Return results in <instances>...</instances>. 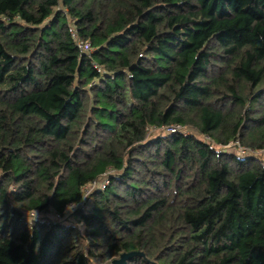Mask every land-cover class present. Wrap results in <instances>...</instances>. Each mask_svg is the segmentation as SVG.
Listing matches in <instances>:
<instances>
[{"label": "trees", "instance_id": "1", "mask_svg": "<svg viewBox=\"0 0 264 264\" xmlns=\"http://www.w3.org/2000/svg\"><path fill=\"white\" fill-rule=\"evenodd\" d=\"M257 150L264 0H0V264H264Z\"/></svg>", "mask_w": 264, "mask_h": 264}, {"label": "built area", "instance_id": "2", "mask_svg": "<svg viewBox=\"0 0 264 264\" xmlns=\"http://www.w3.org/2000/svg\"><path fill=\"white\" fill-rule=\"evenodd\" d=\"M68 33L71 36L75 46L78 48V50L80 51V53L83 54H90L93 51V48L91 46V44L86 41L83 40L77 33V30L75 28L74 25H69L68 28ZM97 71L100 72V69L98 67H96ZM164 132L165 133H176V132H184V133H188L187 130L182 129V127L178 124H172L168 127L164 128ZM205 140H209V138L207 136L204 137ZM225 147H234L235 149L237 148V155L239 156H246L248 155L251 151L243 148L242 146L239 145L238 141H230L227 145L224 146ZM110 172V170H109ZM107 173L103 174L101 176V178H99L96 181L91 182L89 185L84 187V198H86L89 194L90 191H92L96 186L102 187L107 183ZM80 206H82V203L80 204ZM70 208V207H69Z\"/></svg>", "mask_w": 264, "mask_h": 264}, {"label": "rangeland", "instance_id": "3", "mask_svg": "<svg viewBox=\"0 0 264 264\" xmlns=\"http://www.w3.org/2000/svg\"><path fill=\"white\" fill-rule=\"evenodd\" d=\"M190 132V130L188 131ZM225 150L226 152L229 153H237V148L235 149L234 147H225V148H221V150ZM253 154L264 163V150H257L255 152H253Z\"/></svg>", "mask_w": 264, "mask_h": 264}, {"label": "water", "instance_id": "4", "mask_svg": "<svg viewBox=\"0 0 264 264\" xmlns=\"http://www.w3.org/2000/svg\"><path fill=\"white\" fill-rule=\"evenodd\" d=\"M137 254H140V253L134 252V251L122 253L118 259H115L112 261V264H124L127 259Z\"/></svg>", "mask_w": 264, "mask_h": 264}]
</instances>
